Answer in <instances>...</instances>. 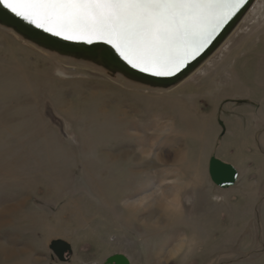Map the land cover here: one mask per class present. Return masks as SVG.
Instances as JSON below:
<instances>
[{"label": "rangeland", "instance_id": "rangeland-1", "mask_svg": "<svg viewBox=\"0 0 264 264\" xmlns=\"http://www.w3.org/2000/svg\"><path fill=\"white\" fill-rule=\"evenodd\" d=\"M211 158L235 169L233 186L212 184ZM54 241L70 245L67 263ZM0 253V264H264V0L169 89L0 27Z\"/></svg>", "mask_w": 264, "mask_h": 264}, {"label": "snow or ice", "instance_id": "snow-or-ice-1", "mask_svg": "<svg viewBox=\"0 0 264 264\" xmlns=\"http://www.w3.org/2000/svg\"><path fill=\"white\" fill-rule=\"evenodd\" d=\"M248 0H0V9L61 40L109 45L141 73H181Z\"/></svg>", "mask_w": 264, "mask_h": 264}, {"label": "water", "instance_id": "water-1", "mask_svg": "<svg viewBox=\"0 0 264 264\" xmlns=\"http://www.w3.org/2000/svg\"><path fill=\"white\" fill-rule=\"evenodd\" d=\"M256 0H248L244 9L225 26L221 34L215 41L201 54L196 60L187 66L176 76L160 77L150 76L147 73H141L131 68L123 62L109 45L103 44H83L73 41L61 40L58 37H52L39 29L21 21L18 17L8 12L6 9H0V27L12 31L24 41L36 46L39 49L48 51L63 57L75 60H82L100 67L110 76L120 75L126 80L142 85L151 89H169L181 83L190 76L209 56L217 50L224 41L232 34L236 26L241 22L244 16L249 12ZM208 175L213 185L219 188H229L233 186L237 179L235 169L216 158H211L208 164ZM51 249L62 263H67L72 251L70 245L62 241H54ZM58 251V252H56ZM106 264H129L122 255H115L106 260Z\"/></svg>", "mask_w": 264, "mask_h": 264}, {"label": "bare ground", "instance_id": "bare-ground-1", "mask_svg": "<svg viewBox=\"0 0 264 264\" xmlns=\"http://www.w3.org/2000/svg\"><path fill=\"white\" fill-rule=\"evenodd\" d=\"M254 5V4H253ZM254 8V7H253ZM251 9H252V7H251ZM250 11V10H249ZM216 51V50H215ZM214 51V52H215ZM213 52V53H214ZM213 53L211 54V55H213ZM211 55L209 56V58L211 57ZM208 59V58H207ZM206 59V60H207ZM205 60V61H206ZM204 61V62H205ZM203 62V63H204ZM202 63V64H203ZM200 67V66H199ZM198 67V68H199ZM197 68V69H198ZM196 69V70H197ZM196 70H194L193 72H192V74H191V76L194 74V72L196 71ZM189 77V76H188ZM186 79V78H185ZM142 158H152L153 160V162L155 161L156 163H158V164H163L164 162H163V156L161 155V154H153V153H151V151L150 150H147V151H145L144 153H143V156H141ZM166 164V163H165ZM170 190V189H169ZM168 196H166L165 194H161L160 195V201L159 202H157V203H155L154 205L159 209V210H162V209H164L165 208V206H166V203H165V201L164 200H167L166 198H167ZM145 201H146V199H145ZM167 202V201H166ZM144 203V202H143ZM146 203V202H145ZM148 203V202H147ZM141 204V203H140ZM153 204V203H152ZM143 205H145V204H143ZM147 206V205H146ZM145 206V207H146ZM18 208H20V206L18 207H16V209H18ZM15 210V208H10V209H6V210H2V212H4V213H9V212H12V211H14ZM4 213H3V215H4ZM152 216V215H151ZM153 220V219H152ZM152 222V221H151ZM12 250V249H11ZM21 252V251H20ZM1 254V253H0ZM18 254V253H17ZM16 255V254H15Z\"/></svg>", "mask_w": 264, "mask_h": 264}, {"label": "crops", "instance_id": "crops-1", "mask_svg": "<svg viewBox=\"0 0 264 264\" xmlns=\"http://www.w3.org/2000/svg\"><path fill=\"white\" fill-rule=\"evenodd\" d=\"M21 206V205H20ZM5 209V208H4ZM18 220L20 221L21 219L19 218V219H17V220H14L13 221V218H12V220H11V224L12 223H16V224H18ZM21 224H23V223H21ZM18 225H20V224H18ZM9 235H12L13 236V238H15V241H16V243L19 245V246H21L20 248H19V250H24V251H29L30 253L29 254H36V251H35V248L34 247H32L33 245L27 240V239H25L24 238V240H21V239H23V237H25V236H22L21 235V233L20 232H17L16 233V231H11L10 230V232H9ZM8 235V236H9ZM12 236H9L8 238H7V241H11L12 240ZM20 241L22 242V243H20ZM14 249H16L17 250V248H15L14 247ZM32 250V251H31ZM21 253H23V251L21 252ZM30 258L32 259V257L30 256ZM38 262V261H37Z\"/></svg>", "mask_w": 264, "mask_h": 264}]
</instances>
